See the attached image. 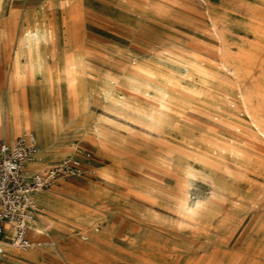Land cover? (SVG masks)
I'll return each instance as SVG.
<instances>
[{
  "label": "rangeland",
  "instance_id": "rangeland-1",
  "mask_svg": "<svg viewBox=\"0 0 264 264\" xmlns=\"http://www.w3.org/2000/svg\"><path fill=\"white\" fill-rule=\"evenodd\" d=\"M14 65L22 121L48 119L9 140L34 132V173H80L36 191L45 242L0 264H41L37 247L61 249L44 264H264V0H0L3 129Z\"/></svg>",
  "mask_w": 264,
  "mask_h": 264
},
{
  "label": "built area",
  "instance_id": "built-area-1",
  "mask_svg": "<svg viewBox=\"0 0 264 264\" xmlns=\"http://www.w3.org/2000/svg\"><path fill=\"white\" fill-rule=\"evenodd\" d=\"M36 149L33 131H23L12 142L0 139V254L4 252L5 241L17 248L40 243L27 235L30 221L37 218L33 190L80 173L78 159L70 158L43 173L27 174L25 164Z\"/></svg>",
  "mask_w": 264,
  "mask_h": 264
},
{
  "label": "bare ground",
  "instance_id": "bare-ground-1",
  "mask_svg": "<svg viewBox=\"0 0 264 264\" xmlns=\"http://www.w3.org/2000/svg\"><path fill=\"white\" fill-rule=\"evenodd\" d=\"M11 21V20H10ZM6 26V25H5ZM12 32V31H11ZM8 37V35H7ZM13 37V36H12ZM15 53V52H14ZM10 71V70H9ZM67 72V71H66ZM65 72V73H66ZM67 74V73H66ZM67 77V76H66ZM145 77V76H143ZM26 79V73L25 71H22L21 68H18L16 65H14V68H13V71L12 73L10 74L9 78H8V85H7V119H6V127L3 129L2 125H1V122H0V134H3L5 133L6 135V138H5V141H11L9 140V137L11 134L13 133H17L19 131V128L20 127H26L27 126V123L30 122L33 118L38 121V122H42L43 125L46 124V121H47V114H44V113H41V114H36L35 116H33L32 114L28 116V119H27V122H23L22 121V118H25V117H20V115L22 114H25V111L23 109H21L19 107V103L21 102H24L25 101V98L23 96V94H20L19 98L17 97L16 95V92H15V89H20V92H22V86L24 83H26L25 80ZM51 79V78H50ZM49 79V80H50ZM51 81V80H50ZM159 83V82H158ZM50 84V82H49ZM160 84V83H159ZM165 85V84H164ZM167 87V85H165ZM24 88V87H23ZM51 88V86H50ZM26 89V87H25ZM52 89V88H51ZM162 92V91H161ZM165 92V91H164ZM164 94V93H163ZM27 96V95H26ZM145 98V97H144ZM148 100V99H147ZM23 104V103H22ZM161 105V104H160ZM164 107V105L162 106ZM24 108V107H23ZM167 109V108H166ZM53 111V110H52ZM22 112V113H21ZM21 113V114H20ZM54 113H52L53 115ZM180 114V113H179ZM54 116V115H53ZM55 122V121H53ZM41 134L43 135L44 137V142L45 141H48L49 139V134L47 133L46 130H43V132H41ZM36 142H37V149L35 151V153L32 155L31 159L30 160H33V164H36V163H39L40 162V157H41V148L39 147L38 145V141H37V136H36ZM64 151V149H63ZM65 152H69L71 153V149L70 148H65ZM28 160L25 164V168H26V173L27 174H35L34 172H30L28 170V168L26 167L27 163L30 161ZM63 161H65V159H63ZM62 162V161H61ZM31 163V164H32ZM43 189V187H38V188H35L32 192V197H33V201H34V192L38 191V190H41ZM212 202V201H211ZM35 203V201H34ZM35 207H36V203H35ZM34 221V219L32 220ZM30 221V223L32 222ZM29 223V225H30ZM37 225V224H36ZM28 235V234H27ZM29 236L31 238V240H39L40 243L37 244L36 246L40 247L42 245V243L44 244L45 242V237L41 234V228L37 225L35 227H32L30 228V231H29ZM11 246L13 248H16L15 246H13L9 241H5V244H4V252L7 248V246ZM33 248V249H28L24 255L28 258H33V259H37L39 261V263L41 264H44L42 261V257L48 255V254H51V256H53L54 258H57V256L61 255V249L59 248H56V247H51L47 250H39L40 248ZM27 248V247H26ZM26 248H23V249H26ZM19 249V248H18ZM13 250V249H11ZM67 251V250H65ZM3 252V253H4ZM68 252V251H67ZM71 252V251H70ZM75 252V251H74ZM3 253H1L0 255H2ZM64 253V252H63ZM70 255V254H69ZM17 257V256H16ZM9 259L10 260H14V256H9ZM59 260V259H57ZM59 263L61 264H64L62 263L61 261H58Z\"/></svg>",
  "mask_w": 264,
  "mask_h": 264
},
{
  "label": "crops",
  "instance_id": "crops-1",
  "mask_svg": "<svg viewBox=\"0 0 264 264\" xmlns=\"http://www.w3.org/2000/svg\"><path fill=\"white\" fill-rule=\"evenodd\" d=\"M5 138H6V135H5V133H4V138H2V139L5 140ZM12 141H13V140L8 141V142H12ZM29 170L33 172V170H31V169H29ZM35 193H36V192H34L33 196H35ZM9 248H11V249H16V248H13V247H11V246L8 245L6 249H9Z\"/></svg>",
  "mask_w": 264,
  "mask_h": 264
}]
</instances>
